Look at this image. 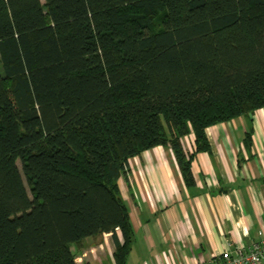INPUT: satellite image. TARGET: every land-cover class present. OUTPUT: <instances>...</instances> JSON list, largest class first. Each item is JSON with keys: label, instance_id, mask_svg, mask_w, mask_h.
I'll list each match as a JSON object with an SVG mask.
<instances>
[{"label": "trees", "instance_id": "16d2710c", "mask_svg": "<svg viewBox=\"0 0 264 264\" xmlns=\"http://www.w3.org/2000/svg\"><path fill=\"white\" fill-rule=\"evenodd\" d=\"M263 107L264 0H0V264H77L118 232L126 264L130 159L170 147L192 186L185 138L210 152Z\"/></svg>", "mask_w": 264, "mask_h": 264}, {"label": "crops", "instance_id": "0c3cea01", "mask_svg": "<svg viewBox=\"0 0 264 264\" xmlns=\"http://www.w3.org/2000/svg\"><path fill=\"white\" fill-rule=\"evenodd\" d=\"M207 135L210 152L196 151L193 134L185 138L194 155L192 186L170 147L130 159V186L120 180L135 231L126 264H198L264 231V107L211 126ZM117 240L110 233L87 239L76 263L116 264Z\"/></svg>", "mask_w": 264, "mask_h": 264}, {"label": "built area", "instance_id": "2783aa9c", "mask_svg": "<svg viewBox=\"0 0 264 264\" xmlns=\"http://www.w3.org/2000/svg\"><path fill=\"white\" fill-rule=\"evenodd\" d=\"M198 264H264V231L248 245H238Z\"/></svg>", "mask_w": 264, "mask_h": 264}, {"label": "rangeland", "instance_id": "374dc122", "mask_svg": "<svg viewBox=\"0 0 264 264\" xmlns=\"http://www.w3.org/2000/svg\"><path fill=\"white\" fill-rule=\"evenodd\" d=\"M18 164L21 168V171L23 172L25 183L28 187L30 196L37 202L42 199L41 195H37V185L35 181L33 180L32 176L30 175V172L28 173V167H27V162L23 158L18 159Z\"/></svg>", "mask_w": 264, "mask_h": 264}]
</instances>
